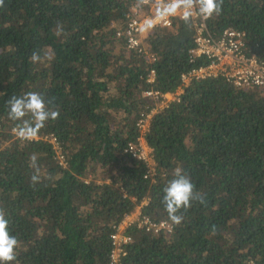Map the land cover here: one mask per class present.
<instances>
[{
  "label": "trees",
  "instance_id": "trees-1",
  "mask_svg": "<svg viewBox=\"0 0 264 264\" xmlns=\"http://www.w3.org/2000/svg\"><path fill=\"white\" fill-rule=\"evenodd\" d=\"M142 1L4 0L0 7V209L19 241L11 264H110L115 228L145 201L142 214L174 230L127 228L121 264H264V89L223 78L184 87L182 75L209 64L191 62L193 20L174 17L172 27L153 29L143 39L147 55L127 49L112 25L122 26L132 7L148 13ZM207 24L215 36L244 33L248 50L264 60V0H223ZM181 87L180 102L154 113L144 134L155 169L145 178L147 164L126 151L142 135L141 115L159 105L143 93ZM30 91L59 117L22 142L7 101ZM176 168L205 200L182 209L180 224L162 203Z\"/></svg>",
  "mask_w": 264,
  "mask_h": 264
},
{
  "label": "built area",
  "instance_id": "built-area-1",
  "mask_svg": "<svg viewBox=\"0 0 264 264\" xmlns=\"http://www.w3.org/2000/svg\"><path fill=\"white\" fill-rule=\"evenodd\" d=\"M170 2V0H143L142 4L150 5L148 13L143 9L132 7L127 15V20L122 26L113 24L116 29L118 38H122L126 42L127 49L136 51L138 54L147 55V49L143 45V39L157 27H172V18L176 17L181 20L182 11H178L175 15L165 16L160 14L159 5ZM158 5V6H156ZM196 28L195 48L190 51L191 62L194 57H205L209 60V64L194 68L190 72L182 75V83L184 87L189 86L192 80H203L208 78H223L228 83L238 88L257 87L264 89V60L258 55L249 51L245 34L231 28H227L221 32L219 36H215L208 24L207 20L201 19L194 15L192 18ZM145 36V37H144ZM151 60H155L150 57ZM154 70L151 71L149 82L154 79ZM184 93L183 87L176 94H162L158 91H145L143 97L151 98L159 102L157 109L149 110L141 115L138 127L141 130V136L137 143H130L127 152L133 157L144 161L148 166L147 176L152 178L155 175L154 161L152 157L153 150L147 144L144 134L148 131L152 115L158 110L168 107L171 102H180V96ZM38 139V136L35 138ZM54 144L61 165H65V158L55 138H50ZM147 204L145 201L142 206ZM141 206V207H142ZM138 207L134 213L128 215L123 222L117 226L115 233L112 234L111 240L113 250L111 252L110 264H121L126 251L124 246L131 241V238L125 235V230L131 226L144 230L146 233L157 235L159 233H172L174 226L168 221H154L150 217L145 216ZM139 209V213L134 215Z\"/></svg>",
  "mask_w": 264,
  "mask_h": 264
},
{
  "label": "clouds",
  "instance_id": "clouds-1",
  "mask_svg": "<svg viewBox=\"0 0 264 264\" xmlns=\"http://www.w3.org/2000/svg\"><path fill=\"white\" fill-rule=\"evenodd\" d=\"M223 0H170V2L159 5L160 14L165 16L175 15L182 11V18L186 23L191 22L194 15L203 20H208L214 13L221 11ZM4 0H0V7ZM32 62L38 60V55L33 53L30 58ZM8 118L12 121H18L13 132L17 139L24 142L33 141L39 131L45 127L49 120H55L59 117L57 110L48 108L43 97L37 92H26L17 97L12 96L8 101ZM29 117V119H25ZM32 164L36 161V156L30 157ZM31 166V165H30ZM35 183L38 180L36 175L32 176ZM162 203L169 219L175 224H180L183 220L182 215H178L181 210H187L192 206L193 201L201 204L205 203L204 197L194 190V184L190 177L183 173L182 169L176 168L174 178L169 181L164 188ZM9 221L5 218V212L0 209V264H11L16 260V248L19 245L15 235L10 234Z\"/></svg>",
  "mask_w": 264,
  "mask_h": 264
},
{
  "label": "crops",
  "instance_id": "crops-1",
  "mask_svg": "<svg viewBox=\"0 0 264 264\" xmlns=\"http://www.w3.org/2000/svg\"><path fill=\"white\" fill-rule=\"evenodd\" d=\"M156 6H158V5H156ZM138 213H139V209L136 211V213L134 215H137Z\"/></svg>",
  "mask_w": 264,
  "mask_h": 264
},
{
  "label": "rangeland",
  "instance_id": "rangeland-1",
  "mask_svg": "<svg viewBox=\"0 0 264 264\" xmlns=\"http://www.w3.org/2000/svg\"><path fill=\"white\" fill-rule=\"evenodd\" d=\"M145 37V36H144Z\"/></svg>",
  "mask_w": 264,
  "mask_h": 264
}]
</instances>
